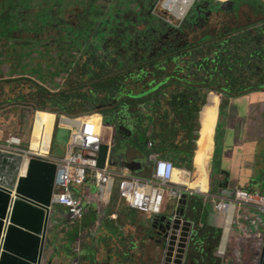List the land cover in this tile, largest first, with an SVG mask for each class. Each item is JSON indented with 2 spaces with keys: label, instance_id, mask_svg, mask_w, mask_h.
Instances as JSON below:
<instances>
[{
  "label": "rangeland",
  "instance_id": "obj_1",
  "mask_svg": "<svg viewBox=\"0 0 264 264\" xmlns=\"http://www.w3.org/2000/svg\"><path fill=\"white\" fill-rule=\"evenodd\" d=\"M202 1L198 0L197 3ZM150 2L152 3H139L146 7L144 13L149 15L146 21H140L135 16L138 4L132 0H0V141L3 142L9 132H16L23 138V148L29 150L31 147L38 151L39 148L50 145L51 151L48 153L54 158L61 157L69 131L59 129V125L74 129L80 120L83 121L81 116L85 112L87 114L95 110L101 113L111 106L109 101L130 100L135 104L136 101L128 95L148 90L147 83L153 80H156L154 84H160L165 89L169 77L165 75L166 71L163 74L158 63L168 64L170 71H179L173 77L176 82L183 79L181 83L200 86L206 83L203 81H210L203 89V95L206 99L209 97L210 101L216 95L222 98L219 128L209 163L210 189L206 194L215 196L219 180L228 181L230 175L232 180L228 193L240 189L264 194V0L221 2V5L235 3L234 9L239 10L236 13L228 11L229 14L218 17L214 26L220 29L215 33L220 34L219 38H212V34L205 36L207 30H198L183 41L190 44L182 47L178 42L177 48L171 45L172 41L166 40V36L173 35L174 31H181L180 27L187 19L198 18L193 12L196 5L184 20L179 15L174 21L167 14L157 12L155 7L158 0ZM175 8L179 14L184 12L180 4H176ZM128 20H131L132 25H128ZM55 23L57 26H52ZM62 27L70 28V31L60 30ZM131 27L136 28L137 33H143L144 40L139 35L128 37ZM223 27H228V30L225 31ZM258 27L261 29L257 31ZM239 28L244 29L238 31ZM161 53L167 57H178V63L165 61L158 55ZM203 55H211V59L199 66ZM153 56L158 57L155 68L153 65L156 64V59ZM141 58L144 59L140 61ZM215 64L218 65V80H214L211 75L215 71ZM141 67L142 74L145 75L140 79L138 74L141 73ZM91 73L98 77H91ZM102 75H105V79H110L112 93L108 94L98 88ZM39 87H44L50 93L48 97H44V102L42 98L35 97L34 92H43ZM119 87H122V91ZM220 87L229 91L230 96L225 97L214 91V88ZM173 89L179 99L180 91L184 90L180 88V84L174 85ZM186 97L190 99L191 93ZM165 103V107L169 108L172 101ZM245 109L247 117L242 120L237 113ZM39 111L53 114H39ZM159 112L163 113L162 110ZM99 113L98 116L101 115ZM235 132L243 135V143L236 145L233 139ZM119 140L115 141L116 148L123 144H134V138L127 139L124 143ZM245 146L248 147L247 150ZM229 153L233 155L227 156ZM240 153L245 158H240ZM22 171L25 173L26 169L22 168ZM95 192L96 188L93 190ZM114 195L116 191L113 197ZM56 208L62 217V207ZM140 215L146 217V214ZM236 215L238 209L235 217ZM201 216L199 215V223ZM199 223L192 235L197 232L201 237L205 230V240L202 239L203 243L199 244L195 238L189 243L185 264H204V252L200 250L216 246L215 229L221 230L218 248L222 245L223 237L231 236L227 235L223 226H205L206 224ZM234 229L237 233L234 232L230 246L226 250L221 246L222 253L218 254L222 264L228 255L226 264H234L240 253L250 254L251 258L255 256L251 247L257 244L259 238H248L245 228H240L239 225ZM62 232L64 233L62 230L59 238L62 237ZM110 234L116 239L113 232ZM243 236L245 237L242 238ZM83 237L81 236L82 239ZM139 240L143 249H138L136 245L130 250L127 246V252L120 251L111 244L106 245L105 251L90 247L94 257H88L86 263L157 262L162 251L167 248L169 237L157 238L151 229L141 231ZM74 242L75 234L72 239H61L57 248L47 250L49 259L55 258L59 247L70 244L67 257L60 259L61 264H74ZM124 253L126 260L122 257ZM205 254L207 262H210L207 252Z\"/></svg>",
  "mask_w": 264,
  "mask_h": 264
},
{
  "label": "water",
  "instance_id": "obj_2",
  "mask_svg": "<svg viewBox=\"0 0 264 264\" xmlns=\"http://www.w3.org/2000/svg\"><path fill=\"white\" fill-rule=\"evenodd\" d=\"M189 9L182 20L187 17ZM238 10L234 9L233 5L231 6L232 12L236 13ZM171 14L176 17L180 15L176 11L171 12ZM211 105L212 103L208 97L198 112L199 129L197 132V143L195 140V153L200 146L199 139L202 135L206 110ZM113 107L115 106L111 105L102 110L101 113L95 110L92 112L93 114H101L104 125L112 130L110 145H101V150L98 154V167H105L110 149L109 166L116 167L119 171L120 169H127L138 175L144 168L152 165L154 161L150 159V156L145 155L144 159L129 158L128 150L130 148L136 150L139 146L136 138L133 145L123 144L119 148L114 145L117 139L124 143L127 139L133 138L138 134V116L134 115L133 112L139 114V107H136L135 104L130 106L128 102H122L115 107L114 111H108ZM219 115L220 103L214 132V147L216 143L215 136L220 122ZM59 129L68 130L60 126ZM195 153L191 158L192 168ZM25 161L26 159L20 153L0 149V264H53L55 259L67 257V249L70 248V244L59 247L58 252H55V258L49 259V261L45 259L47 249L57 248L56 241L64 227L71 228L73 233L78 231L80 225L74 226L78 221L71 220L65 209H62L64 211H61L63 213L61 217L56 206L52 205L56 164L40 157L32 156L26 161V172L22 174V167ZM218 183L219 187H216L218 188L216 195H226L230 198L236 196L237 190L230 193L227 191L231 184L229 180H219ZM194 193L201 194L198 191H194ZM186 197V195L182 196L183 200H179V206L175 211L169 210L167 213L164 212L165 214L149 216L150 230L153 229L157 238L163 237L166 239L169 237L167 248L162 251V255L156 264H185L189 243L197 238V232L192 235L196 222L189 217L188 213L193 208H188ZM181 225H184L182 230L180 229ZM256 232L257 230L250 234L248 238L258 237L260 232L257 234ZM75 241H77L75 244L77 249L74 250L76 257L73 263L82 264V261L86 262V260H82L81 253L78 252L81 250L83 241L79 238L75 239ZM251 251L255 252L253 258H251L250 254L243 255L240 253L234 264H264V226L257 244L251 247ZM227 260L228 258L225 259L223 264H226Z\"/></svg>",
  "mask_w": 264,
  "mask_h": 264
},
{
  "label": "crops",
  "instance_id": "obj_3",
  "mask_svg": "<svg viewBox=\"0 0 264 264\" xmlns=\"http://www.w3.org/2000/svg\"><path fill=\"white\" fill-rule=\"evenodd\" d=\"M178 70L170 71L169 69L166 70V76L169 77V83L165 85V89L168 92L166 97L164 98L165 102L166 100L170 99L173 95H175V90L173 89L174 85L176 84V80L173 79V77L177 76ZM194 75V73H193ZM220 103L222 104V98L220 99ZM163 102V100H159L157 106L154 108H147L146 112L152 111L151 116H146L144 121H139L138 127L139 132L137 135H135L133 138L137 140L139 143H143V147L140 145L136 150L130 148L127 152L130 159L134 158H145V156L153 155L156 158H162L165 160H170L174 162L175 165V177L174 181L172 182L174 185L181 187V191L184 192L183 195H186L187 197V206L188 208H193L192 211H190L189 217L190 219H193V221L196 222V226L199 223V215L201 216V220L199 225H205V226H223L225 228V232L230 234V238L223 237L222 238V245L223 250L227 249L230 244L231 240L234 236L235 226L239 225L240 228H245L244 232L248 235L253 234L256 231V228L263 219L262 214L259 213L257 210L252 209L251 207H239L238 208V215H236V207H232V210L224 213L225 215L218 213L214 210V204L219 199L223 198H230L226 195H207L206 193L209 192L210 189V178L208 187L203 188L201 191V194H196L194 191H198L195 188V183L193 182L192 173L194 170L191 168V156L195 153L196 146L194 152H190L192 149L191 140L192 137H190V132H186L188 129L192 128V124L186 121V114L185 109L180 110V115L177 117V111L176 116L170 117L169 113L159 112L160 107H165L166 103ZM169 103V102H168ZM220 104V108H221ZM231 106V103L230 105ZM49 115V114H48ZM237 116L240 119H246L247 117V110H243L241 113H237ZM214 113L208 115L207 123H206V132H205V139L203 141L202 145V152L197 155L195 153L194 161L196 158L200 159L201 157L210 158L212 157L213 151H214V132H215V126L216 122H214ZM101 121V120H100ZM150 123H149V122ZM55 123V120H53ZM141 122V123H140ZM148 122V123H147ZM198 122V117H197ZM107 127H104L105 130V137L110 135V130L105 129ZM199 129V122L197 124V132ZM140 130H142L140 132ZM138 131V130H137ZM211 134V136H210ZM1 138V134H0ZM198 138V135H197ZM234 141L237 144H241L244 141V137L240 132H235L234 135ZM147 142V147L144 148V144ZM195 143V142H194ZM197 143V139H196ZM151 144V146H150ZM252 145V144H251ZM246 150L248 149L247 146H245ZM39 151L41 154H44L47 156L48 152L51 151V146L45 145V147L39 148ZM179 151V152H177ZM145 155V156H144ZM233 155L232 153H229L227 156ZM240 158H245L244 154H239ZM181 162H183L181 164ZM194 165V163H193ZM152 165L145 166L146 168L143 169V171L139 172V176L143 178H149L151 176L152 172ZM26 169V166L23 165V170ZM126 169H120V172H125ZM192 171V173H191ZM121 174V173H120ZM136 174V173H135ZM210 177V174H209ZM231 175L229 182H231ZM248 178L246 179V181ZM94 185H91L90 192L93 193ZM262 191V190H261ZM98 192V190H97ZM95 192V193H97ZM200 192V191H198ZM264 193V191H262ZM94 193V194H95ZM162 212L160 214H163L164 212L167 213L169 210H174L179 206V201L175 198H169L165 197L162 202ZM64 211V210H62ZM136 212V213H135ZM164 213V214H165ZM143 213L134 211L130 209L124 201H122L118 195H112L110 202L103 203L102 205H98L95 202H91L88 206H86V212L83 216V218L78 221L74 226L79 224L78 231L73 232L71 231V228L64 227L62 232V237L59 238V240L56 241V244H59L61 239L70 237L72 239V235L75 234V239H82L81 236H87L86 239H82L83 243L81 244V250L78 253H81L82 260L88 259V257H94V253L92 252V249L90 247H95L96 250L105 251L106 245H112L120 251L127 252V246L130 248V250L134 249L136 245H138V249H143V244L139 240V234L141 231H149L150 230V224H148L149 215H140ZM187 214V217H188ZM262 220H260V219ZM260 220V221H259ZM235 223V224H234ZM264 226V220L263 224L258 227L257 232H260L258 234V238L260 237L262 233V228ZM79 232V233H78ZM113 232V235H115L116 239L112 238V235L110 234ZM217 240H216V246L214 248L210 249H201L200 251L204 252L202 259L204 264H222L221 256L218 254L222 253L221 246L218 248V243L220 241L221 237V230L215 229ZM97 235V238H94V235ZM237 233V232H236ZM205 230L201 233V238L205 240ZM111 235V239H109V236ZM61 236V233H60ZM257 238V239H258ZM78 241V240H77ZM75 241L72 244L73 251L75 253V249H77V245ZM203 243L202 240L199 242V244ZM201 248H203L201 246ZM233 248V247H232ZM48 250V249H47ZM69 252L70 249H67ZM209 256L210 262H207L206 254ZM234 253V252H232ZM122 256V255H121ZM126 260V254L124 253L122 256ZM236 257V256H234ZM45 259L49 261V254L45 256ZM229 259V255H228ZM58 260V262L56 261ZM54 260L53 264H61V259ZM246 262V260H245ZM157 262L147 261L145 260L143 264H156ZM70 264V263H69ZM85 264H88L85 262ZM123 264V262L121 263Z\"/></svg>",
  "mask_w": 264,
  "mask_h": 264
},
{
  "label": "built area",
  "instance_id": "obj_4",
  "mask_svg": "<svg viewBox=\"0 0 264 264\" xmlns=\"http://www.w3.org/2000/svg\"><path fill=\"white\" fill-rule=\"evenodd\" d=\"M160 1L155 9H161L170 18H176L171 12H177V9L169 8L173 0H166L162 4ZM182 1L180 0V3ZM95 115L97 114L82 115L83 121L74 129H68V141L61 157L54 158L51 153L44 157L41 153L23 148V138L20 134L13 132H9L3 142L0 141V149L20 153L28 160L36 156L55 163L52 205L65 209L71 220L80 221L86 212V206L91 202L98 205L108 204L114 191L130 209L151 217L162 212V202L166 196L178 201L182 199L184 192L181 191V187L172 183L175 165L170 160L150 155V159L154 161L151 176L143 178L127 169L125 172H120L116 167L109 166V149L105 167L99 168L98 154L101 145H110L112 130L109 129L110 135L104 137L99 129L102 127L101 122L94 118ZM91 185L96 187L97 193L90 192ZM231 205H234L236 209L253 207L252 209L262 214V219L264 217V194L262 193L238 189L234 198H223L216 201L214 210L225 215L224 213L229 211L227 209ZM262 222H259L256 230Z\"/></svg>",
  "mask_w": 264,
  "mask_h": 264
},
{
  "label": "trees",
  "instance_id": "obj_5",
  "mask_svg": "<svg viewBox=\"0 0 264 264\" xmlns=\"http://www.w3.org/2000/svg\"><path fill=\"white\" fill-rule=\"evenodd\" d=\"M217 1L226 2V1H230V0H217ZM193 2H194V0H183L182 3L176 1V4H180L183 8H185V7H190V5ZM52 26H57V24L55 23ZM243 29L244 28H239L238 31H241ZM259 29H261V28L258 27L257 31ZM60 30L70 31V28L62 27V28H60ZM141 34H143V33H141ZM127 36L128 37H132L131 33L129 32V30H128ZM158 55L162 59H164L165 61L169 60L170 62H172L174 64H177L178 60H179L178 57H175V56L167 57V56H164L163 53L158 54ZM153 57H155V59H156V61H155L156 64L153 65V68H155L157 66L158 57L157 56H153ZM143 59L141 58L140 61H142ZM210 59H211V55L209 57H208V55H203L201 57V61L198 63L199 66H201L204 61H208ZM158 66H159L160 69H163V74L168 69V64L167 65H162L161 63H158ZM140 70H141V73L138 74V78L141 79V78L144 77L145 74H142L143 67H141ZM207 70L211 71V69H207ZM146 74H149V73L146 72ZM211 75L214 77V80H218V78H219L218 65L215 66V71H212ZM102 76H103V78L100 79L99 82L101 84L98 86V88L101 91H103V92H107L108 94L112 93L113 85L109 84L110 83V79L109 78L105 79V75H102ZM91 77H98V76L91 73ZM182 81H183V79H180L179 82H175L176 83L175 86H177V84H180V88L184 90V91H180L179 99H178V94L173 95L170 99H168V100L172 101L171 107H169V108L168 107H160L158 110H162L163 113L164 112L169 113L170 117L176 116V111H177V117H178L180 115V110L185 109V114H186L185 125H186L187 121H189L192 124V128H190V129H188L186 131L187 133L189 131L190 132V137H192V140H191L192 149H191L190 152H194V150H195V143L194 142L197 139V124H198L197 117H198V112L201 110L202 106L206 102V96L203 95L202 91H203L204 88H206L208 86L210 81H203V82H206V83L205 84L203 83V85H200V86L187 85L185 83H181ZM155 82H156V80H153L152 82H148L147 84H148L149 88L146 91H142V92H140L138 94L130 93L128 95L132 100L136 101V103H135L136 107H139L138 112H139L140 115L137 114L136 112H133V113H134V115L138 116V119L140 121H144L146 116H151L152 115V111H150V113H149V112H146V109L147 108H154L155 106H157L158 101L161 99V98L159 99L158 97L159 96H163V95L166 97V95L168 93L166 91V89L161 87L160 84H154ZM109 87H110V89H109ZM39 89H43V92H41V93H38V92L35 93L34 92L35 97L42 98L43 102H44V100H45L44 97H48V95H50V93L44 87H41V88L39 87ZM119 90L122 91V87H119ZM214 91L216 93L220 94V95L222 94L225 97H229L230 96V92L229 91H224V89L221 88V87L219 89L214 88ZM189 93H191V98L190 99H188L186 97ZM114 97L115 96H113V98ZM132 97H135V98H132ZM213 99H214V101L211 102L212 105L210 107H208L207 110H206L205 122H204L203 130H202V135H201V137L199 139V145L200 146H199V149H198V151L196 153L197 155H199V153L202 152V145H203V141L205 139V132H206L205 128H206V123H207L206 120L208 118V114L214 113V115H215L214 119H215V122L217 123V117H218L217 113H218V108H219V103H220V97L218 95H216ZM161 100H163V102H165L164 98H162ZM168 100H166V101H168ZM190 101L192 102V104H189ZM109 102H112L111 105L115 106V107H117L122 102H128V104L130 106H131V104H134L130 100H122V101H119V102L116 100V102H113V101H109ZM115 107L111 108L108 111H111V112L114 111ZM38 113L39 114H42V113L53 114V113L41 112V111H39ZM85 113L83 115H85ZM90 113H92V112H90ZM54 116H57V115L54 114ZM95 119H97V118H95ZM59 126H61V125H59ZM66 128L67 129H69V128L73 129L71 127H66ZM141 131L142 130H140V132ZM0 134H2L1 131H0ZM139 145L141 147H143V143H139ZM146 147H147V142H145V144H144V148H146ZM177 152H179V151H177ZM192 156H193V154H192ZM192 156H191V158H192ZM191 168H192V166H191ZM201 240H202V238L198 235L197 236L198 243Z\"/></svg>",
  "mask_w": 264,
  "mask_h": 264
},
{
  "label": "flooded vegetation",
  "instance_id": "obj_6",
  "mask_svg": "<svg viewBox=\"0 0 264 264\" xmlns=\"http://www.w3.org/2000/svg\"><path fill=\"white\" fill-rule=\"evenodd\" d=\"M151 0H132V2L138 4V7L136 8V13L135 16L140 20V21H146L149 18V15H146L144 13V11L146 10L145 6H141L139 3H152L150 2ZM159 1V0H158ZM166 0H161L160 4L164 3ZM198 0H194V2L191 5L190 10L193 8L194 5H196L195 9H194V13H196V15H198V18L195 20L194 18H189L187 19L183 25H181L180 30L178 31H174L173 35L171 36H166V40L167 41H172L171 45L175 46V48H177L179 45H183L182 47H184L185 45H188L190 43H183V41L186 39L187 36H190L192 34H195L196 31H204L207 30V35H211L212 38H219L220 34H215L216 32H218L216 26H214V23H216L218 21V17H220L221 15H227L229 13H227L228 11H231V6L234 5L235 3L229 5L225 3H222L220 1L217 0H203L202 3L198 2ZM197 3V4H196ZM157 4V3H156ZM156 6V5H155ZM131 11V10H130ZM157 12L163 13L164 11L161 9H158ZM232 12V11H231ZM151 15V14H150ZM183 13L180 14V18H183ZM174 21H175V17H171ZM128 25H132L131 24V20H128ZM213 25V26H212ZM226 30H228V27H223ZM211 31H214L213 33H209ZM129 32L131 33V36H135V35H139V36H143V40H144V35L141 33H137V29L131 27L129 29ZM165 40V41H166ZM142 42V41H141ZM178 42L179 45L177 44ZM163 53H165L163 51ZM112 104V102H111Z\"/></svg>",
  "mask_w": 264,
  "mask_h": 264
},
{
  "label": "bare ground",
  "instance_id": "obj_7",
  "mask_svg": "<svg viewBox=\"0 0 264 264\" xmlns=\"http://www.w3.org/2000/svg\"><path fill=\"white\" fill-rule=\"evenodd\" d=\"M176 1L177 2H180L179 0H173V4H171L170 6H169V8H171V9H173L174 7H175V5H176ZM188 9H189V7H185L184 8V12H183V15L182 16H184L185 15V13L188 11ZM214 101V100H213ZM213 101H211V102H213ZM83 118V117H82ZM81 118V119H82ZM96 120H98L99 122H101V128H99L100 129V132H101V134L105 137V133H104V127H107V128H105V129H109V127L108 126H105L104 125V123L102 122V115H97V119ZM101 120V121H100ZM81 122V120L79 121V123ZM204 122H205V118H204V121H203V126H204ZM203 130V129H202ZM29 150H31V151H34V152H36V153H41L39 150L38 151H36V150H33V149H31V147H30V149ZM48 155H50V154H48ZM47 155V156H48ZM43 156L44 157H47V156H45L44 154H43ZM195 156V155H194ZM24 159H26V161H28V159L27 158H24ZM26 161L24 162V165L26 166ZM193 163H194V170H193V174H194V177H193V182L195 183V188L198 190V191H202V189L203 188H206L207 189V187H208V183H209V163H210V158H205V157H201L200 159H198V158H196L195 159V161H194V157H193ZM23 168V167H22ZM175 173H176V170H175V172H174V177H175ZM22 174H25V173H23V171H22ZM174 177H173V181H174ZM181 200H183V199H181ZM232 206H234V205H231L230 207H228V209L227 210H231V208H232ZM221 208H222V206H221ZM226 213V212H225ZM184 227V225H181L180 226V229L182 230V228Z\"/></svg>",
  "mask_w": 264,
  "mask_h": 264
},
{
  "label": "clouds",
  "instance_id": "obj_8",
  "mask_svg": "<svg viewBox=\"0 0 264 264\" xmlns=\"http://www.w3.org/2000/svg\"><path fill=\"white\" fill-rule=\"evenodd\" d=\"M182 1V0H181ZM192 5V4H191ZM191 5H190V7L189 8H191ZM189 11H190V9H189Z\"/></svg>",
  "mask_w": 264,
  "mask_h": 264
}]
</instances>
